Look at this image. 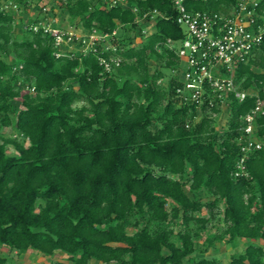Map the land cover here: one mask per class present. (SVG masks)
Masks as SVG:
<instances>
[{"label":"trees","instance_id":"1","mask_svg":"<svg viewBox=\"0 0 264 264\" xmlns=\"http://www.w3.org/2000/svg\"><path fill=\"white\" fill-rule=\"evenodd\" d=\"M16 1L0 10V247L65 253L52 264H264V151L249 152L247 175L232 174L257 98L254 132L264 140V37L235 69L248 94L230 97L217 128L219 104L176 94L179 58L165 40L184 33L171 0ZM235 1L186 5L225 13ZM41 6L64 26L115 30V49L56 57L49 35L25 27ZM20 11L28 15L17 30ZM257 13L263 22L264 0ZM108 53L120 61L105 70ZM241 238L225 262L204 254Z\"/></svg>","mask_w":264,"mask_h":264},{"label":"built area","instance_id":"2","mask_svg":"<svg viewBox=\"0 0 264 264\" xmlns=\"http://www.w3.org/2000/svg\"><path fill=\"white\" fill-rule=\"evenodd\" d=\"M112 4L124 0H110ZM187 0H171L176 10V23L182 28L184 36L173 40L166 38L165 44L173 49L179 58V80L176 94L182 102L196 106L219 104L227 107L230 97L242 100L248 92L238 88L235 81V69L240 62L247 61L264 37V21H258L257 6L259 0H236L227 12L192 10L187 8ZM16 0L0 1V10L17 9ZM44 16L39 17L25 27L50 36L54 54L62 51H75L85 54L89 51L114 50L115 45L107 37L115 33H99L92 29L88 32L63 26L55 22L41 6ZM135 9V8H134ZM156 13V10H152ZM152 17V15H151ZM145 32L146 30H142ZM120 58L108 53L100 55L99 62L105 70L118 65ZM31 88L30 90H32ZM262 101L256 99L252 109L243 115L244 125L238 136L240 155L235 162L233 176L247 175L245 160L252 150L264 151V140L258 139L254 132L255 117Z\"/></svg>","mask_w":264,"mask_h":264},{"label":"rangeland","instance_id":"3","mask_svg":"<svg viewBox=\"0 0 264 264\" xmlns=\"http://www.w3.org/2000/svg\"><path fill=\"white\" fill-rule=\"evenodd\" d=\"M28 12L25 11H20L19 13H17L16 15V19L17 22L15 24V29L20 30L21 27V22L20 20H25V18L27 17ZM50 15V14H49ZM51 16V15H50ZM58 19V18H57ZM57 22H59L60 24H62L64 26L65 22L62 19H58L56 20ZM143 29L144 30H149L151 29V24H146L143 25ZM131 34H133L132 31H130ZM165 73H167V71L165 70ZM16 104L18 103L17 101H14ZM227 107H222L221 106V111L216 115V119H215V123L217 128L221 127L225 124L226 119H227ZM5 134H10L12 136H14V132H12L10 130V128H4L3 129ZM7 148L9 152H13V146L11 144H7ZM212 222H214L215 224H217L215 222V219L212 220ZM176 229V226L174 227ZM214 229V228H212ZM212 229H205L203 230V232L207 233L210 232V230L212 231ZM243 244V243H242ZM242 244L239 245H232V248L229 246L228 243L225 242V240L223 239L221 242H217L216 245L217 247H219L218 250H216V255H213L215 257H220L221 259H226L230 252L237 254L238 252H240L243 247ZM199 253V252H197ZM0 254L1 255H5L6 256V262L5 264H52L54 261L57 260H61L65 258V253H63L62 251H56L54 254L52 255H43L40 254L38 252H34L32 250H28L26 252H22V253H17L16 250H10L5 246H1L0 247ZM218 255V256H217ZM92 264H103V263H99L96 260H91Z\"/></svg>","mask_w":264,"mask_h":264},{"label":"crops","instance_id":"4","mask_svg":"<svg viewBox=\"0 0 264 264\" xmlns=\"http://www.w3.org/2000/svg\"><path fill=\"white\" fill-rule=\"evenodd\" d=\"M244 241H245V239L244 238H241L240 239V241L238 242V245L239 244H242V247H244ZM227 243V242H226ZM229 244V246L232 248V245L230 244V243H228ZM217 246V245H216ZM216 248H218L219 249V247H216ZM217 249V250H218ZM208 253H213L214 255H216V249H214V251H211V249H209L207 252H205L204 254H208ZM196 254H199V253H196ZM230 254H232V252H230ZM230 254H229V256H230ZM218 256V255H217ZM229 256L226 258V259H221L219 256H218V258H220V260L222 261V262H225V261H227L228 259H229Z\"/></svg>","mask_w":264,"mask_h":264}]
</instances>
